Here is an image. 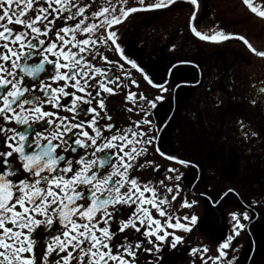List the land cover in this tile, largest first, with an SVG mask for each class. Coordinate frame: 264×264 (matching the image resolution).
<instances>
[{
	"label": "snow or ice",
	"instance_id": "obj_1",
	"mask_svg": "<svg viewBox=\"0 0 264 264\" xmlns=\"http://www.w3.org/2000/svg\"><path fill=\"white\" fill-rule=\"evenodd\" d=\"M188 2L199 10L198 0ZM128 3L129 0H107V6L92 11L89 16L86 13L92 5L81 6L80 0H0V119L5 125H17L15 128L0 126V134L4 136L0 147L7 149L0 151V264H49L53 254L56 257L53 264H135L145 240L160 253L161 245L172 236L169 243L175 249L183 238L166 229L190 232L197 224L198 218L194 215L176 217L173 222V216L160 207L168 200L158 195L151 182L141 183L137 177L129 176L133 161L158 138L132 128L113 131V124L99 123L104 118L100 111L107 115L101 94L114 95L109 85L117 88L121 85L117 83L119 77L113 79L109 72L95 67L82 55L85 52L91 55L90 46L98 41L104 44L110 41L121 59L140 72L149 84L167 90L163 85L154 84L138 62L125 54L115 26L124 24L134 13L168 8L176 0H136L138 6L125 7ZM242 3L264 19V4L254 0H242ZM61 19L65 21L64 26L56 27L55 22ZM196 20L194 11L191 21ZM67 21L75 23L68 25ZM13 23L24 30L14 32L9 27ZM189 27L200 41L220 43L232 38L210 22L190 23ZM101 30L106 35L97 36ZM235 38L243 40L256 56L264 57V51H257L244 37ZM168 50L174 52L175 44ZM186 63L190 61L178 60L171 67ZM120 67L123 69V65ZM125 77L129 78L127 73ZM60 81L62 85L53 87ZM131 82L136 84L134 79ZM69 87L74 91L67 92ZM260 94H264V88L258 90ZM125 99L134 105L137 99L143 101L142 110L145 105L151 109L157 107L155 101L142 94L130 92ZM93 101L100 111L91 107ZM258 102L264 104L258 98L249 103ZM221 104V97L216 96L214 107L219 108ZM44 105L73 113V120L82 119L72 123L56 112L45 111ZM143 124L151 125V121L144 119ZM240 124L241 135L247 139L249 133L243 131L244 122ZM34 125L43 131L35 130ZM135 127L139 129L140 123ZM86 129H91L93 134ZM58 149L69 155L60 154ZM14 155L22 168L11 164L10 158ZM161 155L165 154L161 152ZM166 158L186 167L201 168L200 162L193 164L174 155ZM168 171L177 172L173 168ZM182 176L180 173L167 179L179 182ZM167 192L174 193L171 199L175 201L181 194L179 184L175 191L167 187ZM194 204L195 201L183 200L180 207L191 208ZM148 206L161 217L167 216L164 224L153 218ZM230 215L233 234L226 235L219 243L218 256L208 258L213 264H223L225 259L227 264H236L237 258L234 255L229 258L226 250L245 225L240 221V214ZM243 220H250L247 209ZM114 238L123 241L115 250ZM37 248H43L39 257ZM153 249L144 247L143 251L151 253ZM198 251L193 248L190 255L195 256ZM199 258L202 264H208L203 256Z\"/></svg>",
	"mask_w": 264,
	"mask_h": 264
},
{
	"label": "flooded vegetation",
	"instance_id": "obj_2",
	"mask_svg": "<svg viewBox=\"0 0 264 264\" xmlns=\"http://www.w3.org/2000/svg\"><path fill=\"white\" fill-rule=\"evenodd\" d=\"M198 3L200 7L196 10L188 0H176L168 8L134 13L124 24L115 26L125 54L137 61L153 83L163 85L166 91L153 87L140 72L125 63L120 54L114 51L115 46L110 41L107 44L98 41L95 46H90L91 55L88 52L82 54L85 59L95 67L109 72L113 79L119 77L117 83L121 85L119 88L109 85L113 87L114 95L101 94L105 99L107 115L100 111L96 101L92 102L91 107L100 111L101 117H104L99 123L113 124V131L132 128L158 138L147 145V151L133 161L129 176L137 177L141 183L151 182L158 195L168 200V203L160 207L173 216V222L181 216L194 215L198 218L190 232L166 229L183 238L175 249L169 243L172 236L161 245L160 253H156L153 245L145 240L137 252L135 264H202L200 256L208 264H213L208 258L218 256L219 243L226 235L233 234L230 214L234 212L240 214V221L245 228L235 236L232 246L226 250L228 257L234 255L237 258L236 264H264V104L249 103L257 98L264 101V94L258 96V90L264 88V57L256 56L243 40L235 38L242 36L257 51H264V19L253 14L242 0H198ZM254 3L264 4V0H254ZM80 4L92 5L86 13L90 16L92 11L107 6V0H80ZM133 6H138L136 0H129L125 5ZM118 10L119 6L117 14ZM194 11L197 16L195 22L191 21ZM205 22L231 34L232 38L220 43L200 41L191 33L189 24L202 25ZM74 23L67 21L68 25ZM64 24L62 19L55 22L56 27ZM9 27L14 32L24 30L15 23ZM100 35L106 33L101 30L97 32V36ZM173 44L176 50L170 52L168 49ZM93 55L96 56L95 60L92 59ZM178 60H188L190 63L172 68ZM125 73L129 78L126 79ZM133 79L136 84H132ZM62 84L63 81H60L53 84V87ZM66 91L71 93L74 89L69 87ZM130 92L155 101L157 107L151 109L145 105L142 110L140 105L143 101L137 99L135 105L126 101ZM158 96L163 99L155 100ZM216 96L222 99L219 108L214 107ZM82 107L87 108L89 105ZM129 108L132 111H128ZM44 110L67 117L72 123L82 119L79 117L73 120V113L63 108L54 109L51 105H44ZM108 116L111 120L107 119ZM144 119L151 121V125H144ZM241 121L244 122L243 131L249 133L247 139L241 135ZM137 122L140 123L139 129L135 127ZM0 126L17 127L15 123L5 125L2 119ZM33 127L43 131L39 125ZM86 130L93 134L91 129ZM253 132L257 135L252 136ZM105 135L108 133L105 132ZM3 140V134H0V141ZM0 151L7 149L0 147ZM57 151L69 155L61 149ZM161 152L165 155H161ZM169 155L190 160L193 164L200 162L201 168L176 163L166 158ZM10 161L14 167L22 168L15 155ZM169 168L177 172H169ZM180 173L183 176L179 182L167 179ZM160 181L165 183L161 184ZM177 183L181 194L173 201L171 196L174 193H168L167 187L175 191ZM229 189L234 191L229 192ZM183 200L189 203L195 201V204L191 208H182L180 204ZM79 203L86 205L87 202ZM148 207L153 218L164 224L167 216L161 217L155 209ZM246 209L250 216L248 221L243 220ZM115 227L117 225H113ZM120 243L123 241L114 238V250ZM144 247L153 251L144 252ZM193 248L199 249L195 256L190 255ZM204 248L208 251L204 252ZM232 248L236 251L233 252ZM42 252L43 248L36 249L38 257ZM55 258V254L49 257V264H53ZM223 264H227V259Z\"/></svg>",
	"mask_w": 264,
	"mask_h": 264
}]
</instances>
